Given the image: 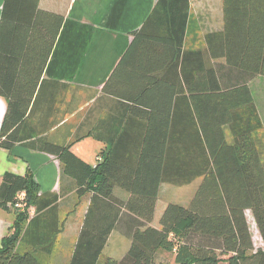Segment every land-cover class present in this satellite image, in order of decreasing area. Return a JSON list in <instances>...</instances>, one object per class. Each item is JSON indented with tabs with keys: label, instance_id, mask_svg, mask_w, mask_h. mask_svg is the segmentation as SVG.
I'll return each mask as SVG.
<instances>
[{
	"label": "trees",
	"instance_id": "trees-1",
	"mask_svg": "<svg viewBox=\"0 0 264 264\" xmlns=\"http://www.w3.org/2000/svg\"><path fill=\"white\" fill-rule=\"evenodd\" d=\"M222 6L223 29L208 34L207 42L212 58L223 63L205 69L199 64L195 85L186 87L190 97H154L155 70L140 66L169 61L166 53L180 54L189 12L188 0H157L102 87L125 102L132 147L119 149V143L91 166L76 157L69 144L19 134L37 99L64 17L41 10L39 0H3L0 98L6 111L0 149L22 143L50 154L73 179L78 195L91 194L68 264H155L159 252L174 253L175 264H264V159L255 137L261 123L246 86L248 80L264 76V0H222ZM124 65L134 75L150 74L152 87L130 84V79L122 82ZM195 180L200 182L189 203L166 204L153 227L159 186H184ZM115 188L128 197L118 198ZM38 191L29 172H6L0 208L10 210L16 195L24 192L26 205L37 214L27 224L30 227L38 214L50 215L57 200L42 198ZM247 211L262 248L253 246ZM14 213L12 229L0 243V264H46L55 235L48 244L19 253L16 245L25 234L28 214ZM114 231L130 241L118 260L102 254Z\"/></svg>",
	"mask_w": 264,
	"mask_h": 264
},
{
	"label": "crops",
	"instance_id": "crops-1",
	"mask_svg": "<svg viewBox=\"0 0 264 264\" xmlns=\"http://www.w3.org/2000/svg\"><path fill=\"white\" fill-rule=\"evenodd\" d=\"M84 2L91 5L88 15L82 20L86 25L85 31L71 17L68 18L73 6L85 5ZM156 2L157 0H39L41 10L60 14L64 21L34 96L37 99L30 105L28 122L19 134L31 133L32 139L43 136L47 142L56 145L69 144L70 151L91 166L97 163V157H101V153L117 149L119 143V149L131 148L132 131L127 124L130 115L126 112L125 102L104 93L102 87L129 47L132 33L142 27ZM2 3L3 0H0V12ZM188 3L189 12L180 54L170 56L166 53L169 61H158L155 66H149L148 63L140 66L146 71L155 70V89L151 94L154 97H190L186 87L195 85L199 64L202 62L205 69L212 68L213 64L223 63L222 59L212 58V47L207 42L208 34L221 32L223 29L222 0H188ZM160 50L158 48V54ZM86 69L96 71L95 82L85 80ZM148 75L150 74L134 75L124 65L120 80L126 83L130 79V84H134V81L140 84L139 87H152ZM246 86L262 126L264 114L261 115L254 97H264V76L248 80ZM5 111L6 104L0 98V127ZM6 172L19 176L29 172L39 186L38 196L57 199L50 215L38 214L36 223H32L30 227L27 224L37 214L33 206L28 208V219L23 226L25 234L18 240L16 250L22 254L33 250V247L44 246L55 235L54 247L46 264H68L91 194H77L75 182L62 172L59 161L54 156L22 143L15 144L10 150L0 149V184ZM194 182H197V188L200 180L188 185ZM164 185L170 184L163 183L159 186L153 227L158 226L166 204L172 202L187 205L196 190L194 187L193 193L185 202L169 200L160 206L159 199ZM114 194L120 199L128 197V193L121 188H115ZM14 221V210L0 208V243L10 233ZM129 244L127 237L114 231L102 254L118 260L126 254ZM262 247L261 241L258 248ZM166 255L171 257V264H175L174 253L166 252L158 253L155 264L168 263ZM38 256L42 261L46 259L40 252Z\"/></svg>",
	"mask_w": 264,
	"mask_h": 264
},
{
	"label": "rangeland",
	"instance_id": "rangeland-1",
	"mask_svg": "<svg viewBox=\"0 0 264 264\" xmlns=\"http://www.w3.org/2000/svg\"><path fill=\"white\" fill-rule=\"evenodd\" d=\"M85 5L75 4V6H73L72 8L73 10L72 13L69 12V16H68V18L71 17L70 18L71 20L76 21V25H80L81 27L80 29L84 31L86 30V25L83 24L82 20L84 19L86 15H88V10L91 9V5H89V3H85ZM94 72L96 73L95 70L93 71V70L86 69L84 72L85 74L84 77H86L85 80L87 81L88 79V80H92V82H95L93 80L95 77H97V75H94ZM254 102L257 105V107L260 109L261 115H263L264 114V97H254ZM255 135L257 139L256 140L257 144L259 146V150L262 154V159H264V125L261 126V129L258 132H256ZM196 184L197 182H194L191 185L182 186V187L181 186L175 187L171 185L162 186L161 195L159 199L160 206L162 204H165L169 200L185 202L186 200H188L189 196H191V194L193 193L194 187L196 188ZM246 219H247V224L249 227L250 235L252 238L253 246L256 249L259 246H261V238L255 226L252 215L249 211L246 212ZM110 247L112 248L113 246H110ZM117 248L120 249V246H117ZM165 259L168 262L166 264H171V257L169 255H166Z\"/></svg>",
	"mask_w": 264,
	"mask_h": 264
},
{
	"label": "built area",
	"instance_id": "built-area-1",
	"mask_svg": "<svg viewBox=\"0 0 264 264\" xmlns=\"http://www.w3.org/2000/svg\"><path fill=\"white\" fill-rule=\"evenodd\" d=\"M97 161H100V159L98 158ZM29 207H31V206H29ZM29 207L26 205L24 192H19L16 195L14 201L12 203H10V209L11 210H16V211H20V212L28 211Z\"/></svg>",
	"mask_w": 264,
	"mask_h": 264
}]
</instances>
